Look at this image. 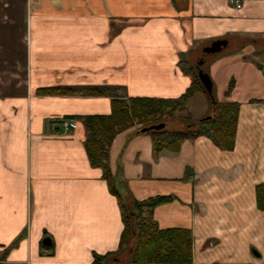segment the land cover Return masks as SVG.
<instances>
[{
	"label": "crops",
	"instance_id": "1",
	"mask_svg": "<svg viewBox=\"0 0 264 264\" xmlns=\"http://www.w3.org/2000/svg\"><path fill=\"white\" fill-rule=\"evenodd\" d=\"M240 1L0 0V264H93L124 230L75 119L111 114L112 99L38 91L177 99L193 82L184 65L211 41L227 42L204 64L219 102L240 104L234 150L200 137L157 155L132 128L113 141L110 165L131 198H174L154 220L191 231L193 264H264V52L248 40L264 39V0Z\"/></svg>",
	"mask_w": 264,
	"mask_h": 264
},
{
	"label": "trees",
	"instance_id": "2",
	"mask_svg": "<svg viewBox=\"0 0 264 264\" xmlns=\"http://www.w3.org/2000/svg\"><path fill=\"white\" fill-rule=\"evenodd\" d=\"M262 51L264 52L263 49ZM258 67L264 72V65L258 64ZM183 68L192 76L193 82L188 91L177 99L128 97L124 93L121 96L117 94L119 88L113 87L85 90L51 88L38 91L43 96L85 95L107 96L112 99L111 114L75 118L82 120L87 128L85 147L89 160L93 167L103 171V178L108 182L110 192L118 199L124 223L118 249L103 256L94 254L93 264H107L109 261L114 264H193L191 231L161 229L154 220L155 208L171 203L174 198L157 196L144 201L131 198L121 189L119 173L114 174L110 165V150L117 135L139 125L143 127L135 130V134L150 135L157 155L164 150L177 153L185 141L200 137L208 138L223 151L234 150L240 104L217 102L214 98V84L210 94L195 68L187 67V64ZM233 89L234 82H231L226 94L230 95ZM199 94L205 95L211 112L194 123L188 115V109L191 100ZM168 122H180L186 127L183 130H169ZM161 124L166 125L162 130L142 132L143 129ZM256 199L258 208L264 211V184L256 187Z\"/></svg>",
	"mask_w": 264,
	"mask_h": 264
},
{
	"label": "rangeland",
	"instance_id": "3",
	"mask_svg": "<svg viewBox=\"0 0 264 264\" xmlns=\"http://www.w3.org/2000/svg\"><path fill=\"white\" fill-rule=\"evenodd\" d=\"M254 39H258V41H260V43L263 42V38L262 37H249L248 38V40H250V41H253ZM263 46H264V43H262V49L264 50ZM202 59L205 60L206 63H208L211 58L204 56L203 53H202L201 58L199 60H197V62L195 64V69H196L197 72H198V70H197L198 62L200 60H202ZM206 63L202 66V68H203V70L205 72H206ZM118 95H120V93ZM121 96H122V94H121ZM214 98H215V100L217 102H219V100L215 96V93H214ZM206 103H207V99H206L205 95H203V94L202 95H198L197 97H195L191 101V104H190L189 109H188V112H189L188 115L190 116V119L194 123L199 122L200 120L205 118L208 114H210L211 111L209 110L208 103L207 104ZM207 107H208V112L206 113V108ZM183 115H186V113H184ZM168 126H169V128H168L169 130H183L186 127L185 124L180 123V122H174V123L168 122ZM142 127H143L142 125H139V126H136V127H133V128H135V130H137V129L142 128ZM107 264H114V263L112 261H109V262H107Z\"/></svg>",
	"mask_w": 264,
	"mask_h": 264
},
{
	"label": "water",
	"instance_id": "4",
	"mask_svg": "<svg viewBox=\"0 0 264 264\" xmlns=\"http://www.w3.org/2000/svg\"><path fill=\"white\" fill-rule=\"evenodd\" d=\"M226 46H227V42H225V41H211L204 46L203 55L208 57V56L218 54V53L222 52L226 48ZM203 64H204V60L202 59L198 63V75H199V78H200L203 86L206 88L208 93L211 94L213 92V82H212L210 76L201 69V66ZM165 127H166L165 124H161V125H157V126H153L150 128L143 129L142 132H147L150 130L158 131V130L164 129ZM43 245H45L46 247H50L51 246V240L50 239L44 240Z\"/></svg>",
	"mask_w": 264,
	"mask_h": 264
},
{
	"label": "built area",
	"instance_id": "5",
	"mask_svg": "<svg viewBox=\"0 0 264 264\" xmlns=\"http://www.w3.org/2000/svg\"><path fill=\"white\" fill-rule=\"evenodd\" d=\"M232 3L237 7L240 8L242 6V2L240 0H232ZM65 128L69 127V124L66 122L65 123Z\"/></svg>",
	"mask_w": 264,
	"mask_h": 264
}]
</instances>
